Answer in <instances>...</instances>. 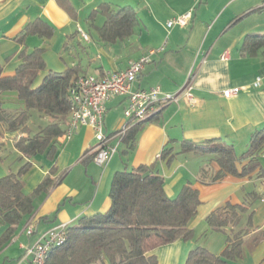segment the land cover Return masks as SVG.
Listing matches in <instances>:
<instances>
[{"label": "crops", "instance_id": "1", "mask_svg": "<svg viewBox=\"0 0 264 264\" xmlns=\"http://www.w3.org/2000/svg\"><path fill=\"white\" fill-rule=\"evenodd\" d=\"M69 1L74 13H69L55 0H0V64L5 76L16 73L22 63L18 55L24 49L31 53L36 48L46 50L47 69L38 78L36 87L49 72L61 73L74 66L81 67L80 76L99 77L124 71L128 62L156 50L151 63L132 88L160 87L166 93L176 94L190 81L195 104L181 98L179 103L165 107L142 126L134 139V149L130 150V146L120 143L117 136L126 124L124 114L128 99L112 98L107 103L104 128L111 138L110 143L119 146L104 167L98 166L90 154L98 144L90 127L79 128L70 140L58 139L53 161L46 154L23 159L11 138H17V142L27 135L10 133L0 127V135L7 139L0 142V179L18 173L30 162L32 168L24 178V195L32 194L52 169L55 170L52 178L57 182L48 194L36 199L33 214L22 221L15 236L1 248L0 264H32L26 250L44 233L61 225L76 226L80 218L107 212L111 207L109 192L115 174L140 165L152 166L163 176L168 198H176L181 188L191 184L201 199L197 216L189 227L194 231V238L155 250L153 254L158 264H185L188 253L198 247L220 254L232 228L226 233L211 231L207 218L228 203L248 205L244 224L254 211V228L245 238L250 242L256 232L264 230V176L259 178L258 174L264 170V147L258 153L260 167L255 172L245 177L226 175L215 182L212 179L221 168L214 154L183 153L181 150L185 141L200 144L219 140L241 157L249 150L252 134L264 130V85L256 87L254 83L257 77L264 76V55L262 50L252 56L243 50L248 37L264 36V0ZM102 4L132 8L140 21L134 35L114 44L100 41L95 26L102 27L106 18L102 14L94 21L89 18ZM189 12L192 19L187 27H168L170 21ZM39 19L54 29L51 39L30 35L24 45L15 42L25 27ZM83 33L89 36V41L82 39ZM117 46L118 53L113 50ZM90 47L98 51L97 58L90 53ZM121 49L126 57L119 53ZM103 55L107 62L94 66ZM235 87L242 89L238 96L231 99L223 96L224 90ZM0 98L2 107L10 113L25 109L16 93H4ZM121 107L125 109L124 114L114 118L113 109ZM51 122L52 118L32 110L28 122L31 136ZM166 149H172L176 155L171 162L161 157ZM250 160L239 162L238 168L242 169ZM28 227L33 228V234L27 235ZM8 228L9 225L0 224V238ZM228 264H264V240L252 249L247 245L244 258Z\"/></svg>", "mask_w": 264, "mask_h": 264}, {"label": "trees", "instance_id": "2", "mask_svg": "<svg viewBox=\"0 0 264 264\" xmlns=\"http://www.w3.org/2000/svg\"><path fill=\"white\" fill-rule=\"evenodd\" d=\"M55 1L69 13H74L69 0ZM98 14H102L106 21L102 27L95 26V29L100 41L107 44L130 38L140 25L137 13L130 7L102 4L98 11L92 12L89 20L94 21ZM30 35L51 39L54 29L39 19L25 27L15 42L24 45V40ZM243 45V50L251 56L261 50L264 55V36H250ZM45 52L42 48H36L32 53L26 49L21 51L18 57L22 63L10 76L4 75L0 64V95L16 93L25 106L20 112L10 113L2 107L0 98V127H5L10 133L27 135L14 145L22 158L28 160L44 154L49 160H54L58 151L56 142L65 134L72 110L69 90L81 74L80 66L70 67L61 73L49 72L36 87L38 78L47 69ZM32 110L53 119L35 136H31L28 127ZM144 125L132 126L126 134L124 143L130 146V150L134 149V139ZM263 147L264 130H261L252 134L249 150L241 157L232 147L221 144L219 140L200 144L185 141L181 151L214 154L221 168L212 179L215 182L226 175L245 177L255 172L260 167L257 156ZM171 150L162 151L161 157L171 162L176 156ZM248 158H251L250 162L239 169L238 163ZM31 168L32 164L26 162L18 173L0 179V224L9 225L0 238V250L15 236L22 221L33 214L36 199L48 194L57 184L52 178L55 172L52 169L32 194L24 195V178ZM258 174L259 178L263 177L264 170L261 169ZM164 187L165 179L152 166L140 165L131 171L117 172L109 192L110 209L105 213L80 218L76 226L68 227L65 244L50 251L47 264H158L157 256L153 254L155 250L176 241L194 238V231L189 227L201 205L199 192L191 184L181 188L174 199L167 197ZM248 211L246 204L228 203L211 213L207 218L211 231L226 233L227 229L232 228L231 233L227 234L225 249L220 254H214L204 247H198L188 253L185 264H228L243 259L247 245L252 249L264 240V230H260L250 238V242H246L245 238L254 228L255 214L254 211L250 212L244 224L243 217Z\"/></svg>", "mask_w": 264, "mask_h": 264}, {"label": "built area", "instance_id": "3", "mask_svg": "<svg viewBox=\"0 0 264 264\" xmlns=\"http://www.w3.org/2000/svg\"><path fill=\"white\" fill-rule=\"evenodd\" d=\"M192 19L189 12L176 20L170 21L168 27H187ZM82 39L89 41L87 34H82ZM156 50L141 57L138 60L128 62V67L124 71L107 73L95 77L91 75L79 76L70 91L72 110L68 125L66 127L64 140H70L74 134L82 127H90L95 132L98 141L97 147L91 151L93 161L100 167L106 166L118 151L117 145H112L111 138L105 133V114L107 103L116 96L126 97L129 102L125 111L126 124L118 133L119 142H124V138L132 126L145 124L158 116L165 107L179 103L181 98L188 99L195 104V99L191 93V82L188 81L175 93H166L160 87H152L149 90H134L132 87L138 81L151 63L152 56ZM256 87L264 85V76L257 77L254 82ZM241 88L235 87L223 91V96L227 99L234 98L240 94ZM6 137L0 135V142H6ZM264 186V178L262 179ZM67 225L56 227L40 238L33 246L26 250V256L31 257L32 264H47L50 251L56 247L64 245L67 239ZM27 235L33 234V228L28 227Z\"/></svg>", "mask_w": 264, "mask_h": 264}, {"label": "rangeland", "instance_id": "4", "mask_svg": "<svg viewBox=\"0 0 264 264\" xmlns=\"http://www.w3.org/2000/svg\"><path fill=\"white\" fill-rule=\"evenodd\" d=\"M84 15H82L81 16V21L84 23ZM118 49V46L117 47H115L113 50H115L116 52L118 51L117 50ZM90 53L91 54H93L92 56L93 57H95V58H97V56H98V51H96L95 49H93L92 47H90ZM118 53V52H117ZM121 55H122V57H126V53H125V51L124 50H120V52H119ZM106 63L107 62V59H106V57H104V55L101 57V60L99 61V62H94L93 64H94V66L95 65H97V64H99V63ZM94 72V71H93ZM124 111H125V109H124V107H121L120 109H113V113L111 114L112 116H114V118H118V117H120L122 114H124ZM1 134V133H0ZM11 140H13V142L12 143H16V140H17V138H11Z\"/></svg>", "mask_w": 264, "mask_h": 264}]
</instances>
